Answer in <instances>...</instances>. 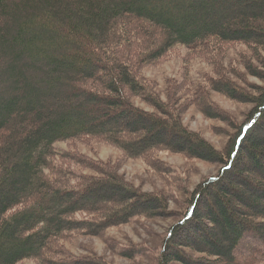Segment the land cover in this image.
Returning <instances> with one entry per match:
<instances>
[{
    "label": "trees",
    "instance_id": "16d2710c",
    "mask_svg": "<svg viewBox=\"0 0 264 264\" xmlns=\"http://www.w3.org/2000/svg\"><path fill=\"white\" fill-rule=\"evenodd\" d=\"M10 1L0 0V264H111L65 244L167 213L163 191L143 192L81 156L74 144L88 138L112 145L120 159H141L167 185H184L185 176L159 159L162 151L221 165L190 191L182 187L176 223L153 264L264 262V83L252 96L234 66L264 81V0ZM240 46L250 53L239 49L225 67L226 52ZM181 48L184 58L215 64L216 77L204 75L192 90L172 81L164 101L140 72ZM63 80L72 89L60 92ZM213 90L251 103L239 123L210 101ZM68 94L79 100L65 113L42 111L48 98ZM177 94L235 129L222 148L183 124L186 103ZM113 250L133 259L141 246Z\"/></svg>",
    "mask_w": 264,
    "mask_h": 264
},
{
    "label": "rangeland",
    "instance_id": "374dc122",
    "mask_svg": "<svg viewBox=\"0 0 264 264\" xmlns=\"http://www.w3.org/2000/svg\"><path fill=\"white\" fill-rule=\"evenodd\" d=\"M15 1L16 0H11L10 3ZM69 1L73 4L72 0ZM73 7L74 6H72V8ZM60 13H62V10H60ZM2 22L3 20L0 24H2ZM233 48H229L222 60L223 65L227 68L230 66L228 65L230 58H234L235 54L239 57V53H237L239 49L243 50V54L250 53L243 46L235 49ZM178 51L168 52L169 54L163 58V61L151 65H145L142 67L140 72L141 76L151 81L156 92L164 101L165 98L163 96V92L172 81L179 84V87L182 88L181 90H192L190 88L195 86L197 83H204V75L216 77L213 73V71H215V64L213 65L212 63H208L207 61H203L198 58H184L186 52L185 49L181 48ZM243 54H240V56H243ZM2 60H0V66L2 65ZM239 62L242 63L240 58ZM234 66H237V70L244 74V79L249 84L239 80L238 81L244 86L247 85L246 88L253 91L251 94L252 96L255 95L257 88L261 87L264 81L256 76H253L252 74L254 72H247L242 64ZM252 68L253 70L260 71L261 64L254 62ZM49 71L50 69L44 70L42 73L43 78L39 79L40 84L38 88L41 91L47 90L48 88L47 81L51 78ZM230 77L232 80L235 79L233 74H231ZM187 81H191V86L190 84H187ZM62 82L63 84L58 86V90L60 92L67 90V88H69V90L72 89L71 87L73 86L69 80H66L65 82L63 80ZM69 95L70 94L66 96L59 95L56 98H53V96L48 98L43 102L42 107L44 108H42V111L45 112L52 109L53 111L58 112V114L61 112L65 113L67 109L73 107L72 105L74 101L79 100L67 97ZM177 96L180 99V103H186L185 109L182 111L183 124L190 130H195L200 133L203 138L214 146V148H222L227 139L232 136L234 132L232 130L235 129L229 127L222 120L215 121L206 117L194 106V102H192V100L188 97L184 95L181 96L180 94H177ZM210 101L214 103L217 108L230 114L238 123L243 118L244 112L251 107V103L231 101L216 93L214 90L210 91ZM133 103L138 107L143 108L145 111H153L151 107L146 104H141L137 100H133ZM209 109L211 110L210 107ZM99 115L100 112L97 111L95 116ZM11 125L12 124H10L8 128H10ZM222 132L225 133V135ZM74 149L81 156L91 161L94 166L99 164L102 166L112 167L119 174H121L128 183H131L141 191L148 193L163 191L170 199L169 208L164 216H158L152 219L137 218L133 222L117 227H110L103 232V234L78 237L65 244L67 249L75 255L100 256L111 264H153L155 256L154 253L158 252L163 235L170 225L176 223L178 214L173 213L179 210L181 207L180 201L185 198V193L181 190L182 187H186L185 191H190L202 180V178L216 174L221 166L215 162L208 163L203 160L188 158L183 154L162 151V153L159 154V159L169 164L179 175L185 176L184 185H174L172 183H168L167 185L159 178L154 169L147 164L145 165L141 159H120L118 150L108 143H102L95 138H88L87 140L76 142L74 144ZM246 167L248 166L246 165ZM259 177L261 178L260 175ZM239 189L240 191L243 190V188ZM250 193L251 190L248 195ZM263 202L264 200L261 201V203ZM234 203L235 200L232 198L231 204H233V206ZM244 207L247 208L246 206ZM250 241H252V239L248 236L243 239V242ZM221 243L226 245L223 242ZM128 245H140V254L132 259L130 256H125L124 254H116L113 250L114 246H117V248H125L128 247ZM206 249L208 248L202 247L201 250ZM87 262V260H82L78 263ZM18 264H35V262L31 260H23ZM198 264H202V262ZM260 264H264V262Z\"/></svg>",
    "mask_w": 264,
    "mask_h": 264
}]
</instances>
